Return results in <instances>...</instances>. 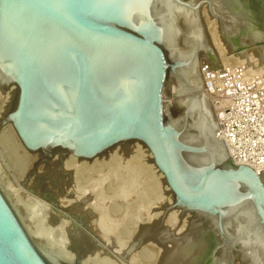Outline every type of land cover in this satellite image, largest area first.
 Masks as SVG:
<instances>
[{"label": "water", "instance_id": "water-1", "mask_svg": "<svg viewBox=\"0 0 264 264\" xmlns=\"http://www.w3.org/2000/svg\"><path fill=\"white\" fill-rule=\"evenodd\" d=\"M151 1L0 0V85L19 86L8 121L29 151L48 155L63 148L94 158L117 143L142 141L175 196L173 207L218 219L199 229L207 239L200 264H250L240 240L226 243L224 219L252 204L264 233V175L232 161L206 91L181 98L180 115L164 102L169 64L146 14ZM174 1L195 11L206 36L204 3L226 18L215 13L217 0ZM231 1L264 19V0ZM0 264H48L1 193Z\"/></svg>", "mask_w": 264, "mask_h": 264}, {"label": "rangeland", "instance_id": "rangeland-1", "mask_svg": "<svg viewBox=\"0 0 264 264\" xmlns=\"http://www.w3.org/2000/svg\"><path fill=\"white\" fill-rule=\"evenodd\" d=\"M211 11L204 3L201 16L211 46L208 53L202 55L200 63H205V60L219 66L236 63V52L247 53V49L236 48L233 51L226 46L223 48L227 40L221 20ZM215 13L219 14L216 9ZM160 43L167 52L165 44ZM167 62L169 73L165 101L173 112L179 113L181 101L179 103V97L173 96L170 90L179 80L180 65L170 55ZM15 98L0 85V193L15 216L18 214L33 243L46 250L55 264H78L83 261L91 264L95 261L98 264H152L162 256L172 254L178 244L182 247L190 230L188 236L195 234L197 228L190 227L192 220L184 221L183 210L173 207L175 196L164 189L139 145L126 143L130 141L126 140L109 148L98 158L80 163L69 162L65 157H54V150L52 155L41 149L29 151L8 121L15 108ZM98 186L99 192L92 191ZM98 197L102 198L100 202L105 215L115 223L112 239L115 240L116 236L122 248L127 245L122 253L107 246L108 235V238H102L88 225L90 215L96 213L93 205L100 203ZM79 205L83 209L78 215ZM167 217H172L171 221L167 222ZM182 222H186L185 225ZM78 228L81 240H75ZM79 243L83 245L79 247ZM115 243L117 247L119 244ZM236 264L242 263L237 260Z\"/></svg>", "mask_w": 264, "mask_h": 264}, {"label": "bare ground", "instance_id": "bare-ground-1", "mask_svg": "<svg viewBox=\"0 0 264 264\" xmlns=\"http://www.w3.org/2000/svg\"><path fill=\"white\" fill-rule=\"evenodd\" d=\"M215 8L217 9L218 13L221 14L220 16L222 18L226 17L225 20L221 22L223 35L227 40V42L225 41V45L223 46V48L226 46L227 47V48L225 47L226 49L235 51L236 48L241 49V48L246 47L247 53L236 52V59H235L237 60L236 63L245 62L248 64L249 69L251 71H253L254 73H260V75H264V59L261 60L262 57L264 56V19L259 18V15L254 14V13L251 14L250 16L245 15L240 10H238V6H236V3H234V1H231V0H217L215 4ZM146 14H149V16L152 18V19L150 18V21H153L155 26L158 28L156 29V31L160 33L159 38L161 42H163L165 46L167 47L168 51L167 52L165 51L166 58H168V55H170L172 59H174L175 61L182 62V66L178 70L179 80L175 82L176 84H174L170 90L173 93V96L177 95L179 97L178 98V102H179L181 101V98L192 96V95L205 91L204 85H203L204 80H203V76L201 73L202 64L200 63V59L203 54L208 53L207 51L209 49V38L207 39L208 36L203 34L201 22L198 18V15L195 14V11L176 4L174 0H152L151 3L146 8ZM222 58H221V61H222ZM223 60L225 59L223 58ZM206 62L208 61L205 60V63ZM209 63H210V60H209ZM211 64L215 66H219V64L217 65L216 63H213L212 61H211ZM168 73H169V70H168ZM167 81L168 79L166 80L165 88L163 92L164 102H165V92L167 89ZM0 83L4 84V82L1 79H0ZM6 91L9 95L11 94V96L16 97L15 102L17 104L18 94H19L18 84L15 83V84L8 86L6 88ZM171 100H173V98ZM206 103H207V107H209L210 106L209 104H211V100L208 94H207ZM180 107H182L180 108L181 109L180 112L176 113L172 111L173 114L175 115L183 114L186 107L182 101H181ZM213 113L215 114V110ZM215 118H216V115H215ZM215 122H217L216 119H215ZM129 142L130 143L134 142L133 143L134 145H139V147L143 149L146 157L151 163L150 168H152L153 172L156 174L158 179L162 182V184L164 185V189H166V191L169 192L171 196H173L174 194L171 188L169 187V185L167 184L166 178L156 168L153 162L150 150L140 140H130V141H127L126 143H129ZM117 145H121V144L117 143L113 147ZM110 149H108L107 151H109ZM104 153L98 156H101ZM53 156L54 157L59 156L61 158L65 157L67 158L69 162H75V163L76 162H79V163L87 162V160L98 158V156L94 158H84V157L76 158L75 156L69 154V152L63 148L58 149L56 151L54 150ZM96 190H98L99 192L100 187L98 186L92 189V191H96ZM98 199H99L98 202L102 200L101 197H98ZM91 203L93 204V202ZM10 208L12 209L11 206ZM82 209H83L82 205H79L77 209L78 215ZM93 209L96 211V213L93 212L94 215H90V218L88 220V225H90L91 228H93V230L96 233L100 234L99 236H101L102 238L108 235L109 238L107 236L108 239L106 241L107 246L110 245L112 250H116L118 251V253L120 252L122 253V251H124L127 245L122 248L121 245L119 244V239L115 235L113 236H115L116 241L113 240L114 238L112 239V233H113L115 223L113 224V221L109 220V218H107V216L105 215L104 207L102 206V203L101 202L95 203L93 205ZM182 215L186 216L184 217V221L192 220L193 224H190V227L193 225V227L197 228L194 232L195 234H192V236H188L192 230H190L189 233L186 231L188 234L185 232L187 234L186 235L187 237L185 236L184 239H186V241L183 242L182 247L181 245L179 247V244H178V246H176L177 248L174 249L172 254L168 255L167 253H170V251H168L166 253L167 254L166 256H162L163 257V258L161 257L162 259H159L157 261L155 260L156 262H153L152 264H200V259L203 255V252H205L204 248H205L207 239L203 235L199 234V229L202 227L203 223L207 224L208 226L209 225L212 226L213 223L216 224L218 219L216 217L213 218L211 216H206L200 219V217H198L194 213L186 211V210L183 211ZM16 217L19 223L21 224V226L23 227L24 231L27 233L29 239L33 243L31 239V235H29V233L26 231L27 229L25 230L21 219L18 217V214ZM166 219L168 222V221H171L172 217H167ZM255 223H256V219L253 213L252 204H248L246 206L238 208L236 209V212L233 215V217L224 219V225L227 228V230H225L224 232V237L227 239V242H226L227 244L229 243L234 244V242H236L237 240L241 241L240 245L238 246L240 249L239 253L241 254L242 250L246 251L248 254V259H249L250 264H264V233L260 231L258 227H256ZM181 230H180L181 232L180 234L182 235L183 231ZM184 230H187V229H184ZM76 232L78 234V237H75V240H81L79 239V236L81 234L80 229L78 228ZM177 235L179 236V234ZM115 242H118L119 245H117V247L120 246L121 249L119 247L118 248L116 247ZM82 243H79L78 246L80 247L81 245H83ZM173 244L174 243L172 242V245ZM34 246L37 249L38 253L43 257V259L48 264H55L54 261L52 260V257L46 253L47 252L46 250L43 251L44 249L42 250V248H40L41 247L40 245L37 246L34 244ZM92 249L93 250L95 249L94 246L92 247ZM219 255L221 257V261L224 262L226 255H227L226 249H223ZM88 262L89 261H83L82 263H78V264H91ZM92 264H98V262L96 263L95 261V263H92ZM220 264H222V262H220Z\"/></svg>", "mask_w": 264, "mask_h": 264}, {"label": "built area", "instance_id": "built-area-1", "mask_svg": "<svg viewBox=\"0 0 264 264\" xmlns=\"http://www.w3.org/2000/svg\"><path fill=\"white\" fill-rule=\"evenodd\" d=\"M204 89L233 162L264 175V75L245 62L201 65Z\"/></svg>", "mask_w": 264, "mask_h": 264}]
</instances>
